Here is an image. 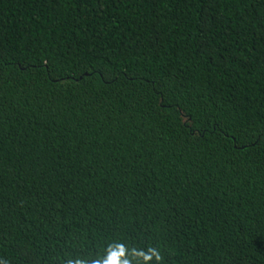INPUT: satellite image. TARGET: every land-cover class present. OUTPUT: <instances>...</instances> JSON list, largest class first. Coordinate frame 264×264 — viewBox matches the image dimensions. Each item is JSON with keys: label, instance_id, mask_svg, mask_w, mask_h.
I'll list each match as a JSON object with an SVG mask.
<instances>
[{"label": "trees", "instance_id": "trees-1", "mask_svg": "<svg viewBox=\"0 0 264 264\" xmlns=\"http://www.w3.org/2000/svg\"><path fill=\"white\" fill-rule=\"evenodd\" d=\"M108 258L264 264V0H0V260Z\"/></svg>", "mask_w": 264, "mask_h": 264}, {"label": "clouds", "instance_id": "clouds-1", "mask_svg": "<svg viewBox=\"0 0 264 264\" xmlns=\"http://www.w3.org/2000/svg\"><path fill=\"white\" fill-rule=\"evenodd\" d=\"M157 259H159V256H157ZM111 258L106 259L103 264H111ZM0 264H7L6 261L0 260Z\"/></svg>", "mask_w": 264, "mask_h": 264}]
</instances>
